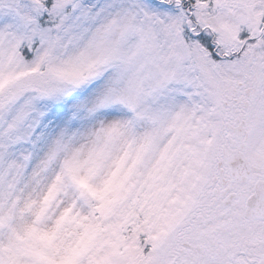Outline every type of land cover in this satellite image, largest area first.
Listing matches in <instances>:
<instances>
[{
  "label": "snow or ice",
  "instance_id": "snow-or-ice-1",
  "mask_svg": "<svg viewBox=\"0 0 264 264\" xmlns=\"http://www.w3.org/2000/svg\"><path fill=\"white\" fill-rule=\"evenodd\" d=\"M0 264H264V0H0Z\"/></svg>",
  "mask_w": 264,
  "mask_h": 264
}]
</instances>
